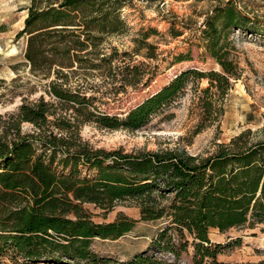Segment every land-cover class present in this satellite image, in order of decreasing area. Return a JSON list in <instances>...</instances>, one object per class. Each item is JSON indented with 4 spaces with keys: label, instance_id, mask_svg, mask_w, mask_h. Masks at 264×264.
Returning a JSON list of instances; mask_svg holds the SVG:
<instances>
[{
    "label": "trees",
    "instance_id": "trees-1",
    "mask_svg": "<svg viewBox=\"0 0 264 264\" xmlns=\"http://www.w3.org/2000/svg\"><path fill=\"white\" fill-rule=\"evenodd\" d=\"M131 1L31 0L24 9V28L17 34V39L26 36L23 55L30 71L49 78L52 73L67 77L79 69L106 67L113 74L117 50L107 55L98 46L104 38L125 31L120 14ZM249 21L234 0L221 2L203 32L220 72L187 70L131 109L124 120L101 116L102 125L142 129L184 91L188 77L195 76L209 81L195 134L202 132L221 112L212 89L226 94L231 80L240 76L238 65L228 58L230 52L220 45L219 29H242ZM82 29L85 40L78 34ZM90 41L96 52L89 53ZM90 54L100 63L88 64ZM85 63L89 66L83 67ZM129 67L118 69L130 71ZM63 86L51 88L61 105L83 110L90 104L86 96ZM53 108L41 97L36 103L23 102L6 120L0 117V254L9 249L32 264H105L91 251L92 241L118 239L132 232L138 221L123 217L96 223L84 204L111 211L118 202L135 201L140 221L159 226L155 250L180 257L193 248L194 264H225L218 259L223 247L212 243L211 230L224 233L264 225V140H251V131L219 144L206 157L180 149L108 151L82 140L80 122L63 115L51 120L58 115ZM23 123L37 131L23 135ZM83 169L95 172V177L84 176ZM131 264L164 263L142 253Z\"/></svg>",
    "mask_w": 264,
    "mask_h": 264
},
{
    "label": "rangeland",
    "instance_id": "rangeland-1",
    "mask_svg": "<svg viewBox=\"0 0 264 264\" xmlns=\"http://www.w3.org/2000/svg\"><path fill=\"white\" fill-rule=\"evenodd\" d=\"M223 1L132 0L120 14L125 31L104 38L98 46L107 55L117 50L113 74H108L106 67L84 68L70 72L67 77L52 73L44 78L34 75L25 62L26 36L17 39L28 14L24 9L31 0H0V117L6 120L18 113L23 102L36 103L43 97L54 105L58 114L51 120L63 115L74 123L80 122L82 140L108 151L180 149L206 157L219 144L229 143L246 131H251V140H264V0H234L250 19L247 27L219 29L220 45L230 52L228 58L238 65L240 76L231 80L226 94L212 89L214 105L221 112L214 114L216 118L202 132L195 134L202 120V100L206 97L203 90L209 87V81L195 76H189L184 91L154 114L142 129L114 130L101 123V116L124 120L131 109L187 70L220 72V66L205 47L203 32L214 8ZM78 34L81 40L86 39L84 29ZM88 47L89 53L96 52L92 41ZM180 58L184 61H179ZM87 59L88 64L100 63L95 54ZM125 64L130 66V71L118 69ZM53 84H63L62 88L86 96L90 104L83 110L61 105L51 94ZM36 131L34 125L22 124L23 135ZM83 173L88 178L95 177V172L87 169ZM84 208L96 223H113L123 217L138 221L132 232L118 239L92 241L91 251L106 260L105 264H131L142 253L164 264H194L193 248L180 257L155 250L153 242L159 226L140 221V209L135 201L118 202L111 211L93 204H84ZM210 239L213 244L222 245L218 259L225 264H264L262 224L224 233L213 229ZM0 264L32 263L6 249L0 254ZM63 264L75 263L64 261Z\"/></svg>",
    "mask_w": 264,
    "mask_h": 264
}]
</instances>
